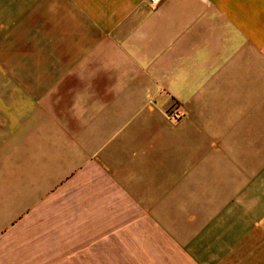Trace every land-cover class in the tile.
Instances as JSON below:
<instances>
[{
  "label": "crops",
  "instance_id": "crops-1",
  "mask_svg": "<svg viewBox=\"0 0 264 264\" xmlns=\"http://www.w3.org/2000/svg\"><path fill=\"white\" fill-rule=\"evenodd\" d=\"M0 264H264V0H0Z\"/></svg>",
  "mask_w": 264,
  "mask_h": 264
},
{
  "label": "built area",
  "instance_id": "built-area-1",
  "mask_svg": "<svg viewBox=\"0 0 264 264\" xmlns=\"http://www.w3.org/2000/svg\"><path fill=\"white\" fill-rule=\"evenodd\" d=\"M160 1L161 0H149L152 6H157L160 3ZM184 116H185V112L178 110V109L169 110L167 112V117L171 119H180Z\"/></svg>",
  "mask_w": 264,
  "mask_h": 264
}]
</instances>
